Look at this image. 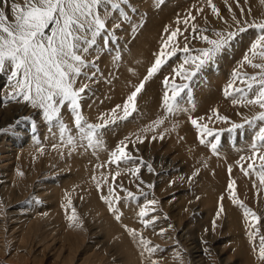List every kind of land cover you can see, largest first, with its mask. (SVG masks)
<instances>
[{"label":"rangeland","instance_id":"374dc122","mask_svg":"<svg viewBox=\"0 0 264 264\" xmlns=\"http://www.w3.org/2000/svg\"><path fill=\"white\" fill-rule=\"evenodd\" d=\"M115 2L119 7L111 10L107 18L111 41L105 46L103 38H97L96 46L87 54V59L93 60L95 66L85 69V74L76 84L77 88L81 84L88 85L86 93L82 94L79 100L84 119L91 124L101 123L102 118L110 122L108 127L100 130L98 138L101 143L89 147L87 141L81 138L74 124V113L71 112L69 101L59 105V119L48 122L42 109L33 108L30 103L23 100L17 102L9 99L10 85L6 87L7 91L5 83L9 81L7 75L5 77L3 74H0V84H2L0 97L5 96L3 97L5 100H12L11 104L16 105L14 109L19 110L20 114L23 111L27 113L32 111L28 114L25 112L18 122L2 127L0 139L2 136L7 138L11 135L32 134L31 136L34 137L32 140H27L25 145L32 143L31 150L39 156L61 153L60 156L63 157L79 158L80 163L69 169L67 175L79 174L81 168L88 166L93 176L100 179L97 180L99 185L97 188L105 192H102L104 197L109 194L108 200L114 203L112 206L116 211H110L108 203L103 199V206H106L103 216H109L111 220L115 217L113 212L118 211L117 215L120 219H116L115 224H120L127 236L132 237L131 245L134 246L137 254L136 264H153L154 261L155 264H194V251L190 248L186 249L193 244H198V248H208L211 256L207 261L219 259L220 253L224 251L230 258L232 257L229 264H264V261L259 259L260 237L264 236V184L260 182L258 175L261 162L258 159L255 161L257 172L249 169V174L245 175L241 170V165L247 168V164L251 162L248 160L251 155V144L259 128L264 127V121L256 120L254 124H246L233 132L226 130L231 127V123L242 124L245 119L253 120L264 109L241 100V93L227 97L225 95L226 89L229 92L233 91L227 88L230 82L234 87H246V84H241L233 77L234 70L239 75L257 76V78L262 71L244 62V57L249 54V59L253 63H264L259 56L253 58L250 54L252 43L260 35L259 30L250 25L264 23V0H211L219 15L213 12L209 0H140L139 2L115 0ZM116 24L120 27L116 28ZM149 24L152 26L149 27ZM241 27L246 30L239 31ZM147 29L152 33V37L147 36ZM177 29L179 31L176 37L169 41L168 36ZM230 32L235 33V36L229 44L191 81H184L181 77L175 76V71H179L186 55H196L195 50L209 47L201 36L207 35L211 39H217L216 33L227 35ZM146 36L150 38L146 41V47L138 49L140 46L138 44L146 40ZM135 43L139 52L136 50L134 53L130 48L131 46L135 48ZM185 45L189 48L188 54L183 52ZM162 48L165 55L160 57ZM131 51L136 55L130 54ZM131 55L135 56L133 62H130ZM117 56L119 59H116ZM158 57L165 63L153 77L145 80ZM134 60L137 63H134ZM184 67L189 69L191 66L186 64ZM138 68L141 71H138ZM92 72L95 75L87 78ZM4 77L7 81L3 79ZM165 77L169 78L170 85L173 82L189 83V88L185 89L179 100L180 110L174 113H169L163 104V96L167 90L163 84ZM142 81L144 88L136 97V111L132 112L129 109L131 115L123 118L125 115L123 105L127 97ZM246 83L255 82L247 80ZM256 91L258 89L254 88L252 93H248V97L251 98ZM169 95H171L170 90ZM233 99L238 102L233 104ZM0 104L6 105L3 102ZM117 105L121 107L117 108ZM217 112L221 117H228L230 123L218 119ZM192 119H197L196 126L191 123ZM60 120L68 129L63 133V138L59 126ZM158 120L163 122L157 124ZM111 121L115 122L111 123ZM208 131L213 135H208ZM217 133L220 136L219 143L216 152H213L211 143L216 142ZM69 135L75 139L72 145L67 143ZM201 139L204 140L203 144L200 142ZM121 142L127 145L126 151L133 160L118 165L109 163L113 159L111 153L118 146H122ZM82 155L86 158L81 157ZM242 156L245 157L244 160H241ZM148 165H151L152 171L148 170ZM58 167L60 166L56 164L48 169L44 166L39 167L37 174L39 180L36 184L38 185L44 177L55 179L60 177L62 174L59 170L51 171L52 173L46 171ZM137 167L140 169L139 172H135ZM100 175H105L106 178ZM141 180L144 183H141ZM99 183L103 185L100 186ZM229 183L233 184L236 192L234 198L231 196V190L228 189ZM211 185L218 186L219 191L213 192L214 188H211ZM109 189L113 191L110 192ZM129 192L134 198L128 196ZM233 199L239 200L256 213L260 222L256 223L252 217H246L244 209L239 204L233 203ZM153 200L156 203L150 204L149 201ZM0 201V213L4 214V216L0 215V222H6V226L0 225V236L6 246L5 254L0 252V264H21L17 258L12 257L15 253L13 250L16 240L11 241V237L16 235L13 232L14 227L21 221L15 218L18 214L17 208L29 203L30 198L26 197L24 202L16 201L12 197L6 199L0 190ZM39 203L45 204L40 200ZM221 204L224 211L218 216ZM141 210L147 213L143 218L139 215ZM231 213L234 215L232 219L228 218ZM187 216H190L189 219L193 222L184 221V225L188 227L184 230L183 223L179 222L182 217ZM142 221L147 222V226ZM112 223L114 224L113 221ZM162 225H170L169 233L161 234L166 237L168 235L169 243L155 240L148 234ZM148 228H150L147 230L149 232H145ZM133 230L135 236L132 234ZM158 231L161 232L159 229L151 235H155ZM188 232L189 234L191 232V238L184 237ZM215 236L217 237L213 240ZM141 239L149 242L147 246L144 247ZM33 248L36 250L38 247ZM211 248L215 252L218 250L217 257L212 256L215 252ZM147 249H155V251L150 252ZM51 253H46L48 256L42 259L41 264H54ZM116 260L117 262L113 264H122L120 259ZM28 261V264H32V260Z\"/></svg>","mask_w":264,"mask_h":264},{"label":"snow or ice","instance_id":"6c2138e0","mask_svg":"<svg viewBox=\"0 0 264 264\" xmlns=\"http://www.w3.org/2000/svg\"><path fill=\"white\" fill-rule=\"evenodd\" d=\"M209 5L212 7L213 12L219 15L211 0H209ZM118 7L119 4L115 0H0V74L7 75L10 85L8 95L17 102L23 100L30 103L33 108L42 109L48 122L58 120L60 117L59 105H64L65 101H69L71 112L74 113L75 127L81 138L87 141L89 147L101 143L98 138L100 130L108 127L110 122L102 118L101 123L91 124L84 119L79 100L82 98V94L86 93L88 85L81 84L77 88L76 84L79 78L85 74V69L95 66L93 60L87 59V54L96 46L97 38L102 37L105 46L110 43L111 36L107 28V18L110 11ZM229 10L231 11V9ZM185 23H187V20H185ZM115 27L119 28L120 25L116 24ZM250 27H256L260 32V35L251 45L250 54L253 58L259 56L264 60V23L253 24ZM245 30L243 27L239 29V31ZM178 31L179 29L172 32L168 36V40L171 41L176 37ZM216 36L217 39H211L207 35L201 36V39L209 47L195 50L196 55H186L179 71L174 70L175 76L181 77L184 81H191L202 69L215 60L217 55L235 36V33L230 32L227 35L216 33ZM183 52L189 53L187 45L183 48ZM164 55L162 48L160 57ZM116 59H119V56ZM244 62L253 68L262 70L259 78L257 76H242L234 70L233 77L239 80L241 84H246V87H234L233 83L230 82L227 88L233 89V91L229 92L226 89L225 95L227 97L232 96L234 93H241V100H245L247 104L259 105L261 109H264V63H253L249 59V54L245 55ZM164 63L165 61L158 57L149 69L145 80L153 77ZM186 64L191 67L185 69L184 65ZM94 75L95 73L92 72L87 78ZM247 80H252L255 83H246ZM163 84L167 89L163 96L164 107L169 113L180 110L179 100L185 89L189 88V83L178 84L173 82L170 85L169 78L165 77ZM143 88L144 81L135 86L134 91L127 97L123 105L125 114L123 118L131 115L129 109L132 112L136 111L135 100ZM254 88L258 91L249 98L248 93H252ZM169 90L171 95H169ZM237 102L236 99H233V104ZM116 107L120 108L121 106L117 105ZM217 118L224 123H230L228 117H221L218 112ZM256 120L264 121V111H261L253 120L245 119L242 124L231 123V127L226 130L233 132L243 128L246 124H254ZM114 122L111 121V123ZM162 122L160 120L156 121L157 124ZM191 123L196 126L198 121L192 119ZM59 126L63 138V133L68 129L62 120L59 121ZM207 134L213 135L211 131H208ZM219 138V133H217L215 135L216 142L211 143L213 152L217 150ZM200 142L203 144L204 140L201 139ZM67 143L69 145L74 144V137L69 135ZM121 145L111 153L113 159L109 163L118 165L133 160V157L126 151L127 145L123 142H121ZM244 159L245 157L242 156L241 160ZM257 159L261 162L258 175L260 182L264 184V127H260L253 138L251 155L248 157L251 162L247 164V168L241 165V170L244 171L245 175L249 174V169L252 172H257L255 166ZM147 167L149 171H152L151 165ZM139 171L140 169L137 167L135 172ZM229 172H231V168H229ZM141 183H144V181L141 180ZM148 187H152V185H148ZM228 189L231 190V196L236 197L232 183H229ZM109 191L112 192L113 189H109ZM128 196L133 197V194L129 192ZM101 198L108 203L110 211H115L111 200L104 196ZM222 199L223 197H221ZM149 203L155 204L156 201H149ZM233 203L239 204L244 209L246 217H252L256 223L260 222V218L256 213L239 200L233 199ZM223 211L221 204L217 215L219 216ZM139 215L143 218L147 213L141 210ZM68 219L70 221L69 226L73 224L76 227L82 226L74 210ZM116 219L119 220L120 216L117 215ZM145 224L147 226V222ZM132 234L135 235L134 230ZM250 235L252 234L250 233ZM141 243L147 246L149 242L141 239ZM147 250L150 252L155 251V249ZM259 259L264 261V236L260 237Z\"/></svg>","mask_w":264,"mask_h":264},{"label":"bare ground","instance_id":"6f19581e","mask_svg":"<svg viewBox=\"0 0 264 264\" xmlns=\"http://www.w3.org/2000/svg\"><path fill=\"white\" fill-rule=\"evenodd\" d=\"M137 1L139 2L140 0ZM150 25L151 24H149L148 26L151 27L152 25ZM147 36L152 37V33H149V29H147ZM147 36L145 38H147ZM148 38L146 40L143 38L144 41L138 44L140 45L139 48L135 43V48L134 46H131L130 49L135 53L137 48L142 49L146 47L145 45H147L146 41H148ZM133 52L130 54L136 55ZM124 55H126V53ZM133 57L131 55L132 59L130 62H133ZM134 63L137 62H135L134 60ZM130 66H132V64ZM139 70L140 68H138V71ZM5 77L3 79L6 80ZM130 83H132V81ZM5 84V88L9 86V82H6ZM1 86L2 84H0V87ZM3 97H0V103L3 102L6 105L4 106L0 104V129L7 126V124L18 122L20 118L22 119L24 113L26 112L23 111L22 114H20L19 110L14 109V106L16 105L11 104L12 100H9L11 98L8 97L9 99L5 100ZM91 109H93V107ZM31 111L29 112L31 113ZM90 112L92 111L90 110ZM19 135H11L7 138H5V136H2V138L0 139L1 194L4 195L6 199L12 197L15 198L16 201L23 200L22 202L26 200V197L30 198L29 203L20 205L19 208H17L18 214H16L15 218L20 219L21 221L14 227L13 232H15L16 235L11 237V241L16 240V245L14 244L15 246L13 250V253L14 251L15 253L12 257L17 258L18 261L21 262V264H28V260H32V264H41L42 259H45L48 256V254L46 253L52 252L53 255L51 256V260L54 264H113L117 262V258L120 259L119 261L122 262V264H136L137 254H135L134 246L131 245L132 237L130 238L129 236H127L124 228L121 227L120 224H115L116 216L117 214H119L117 213L118 211L113 212L115 217L111 220L110 218H108L109 216H103L105 214L106 206H103V199L101 198L104 195L102 193L104 191L101 192V189L99 190L97 188V180L100 181V179H97L95 176H93V174L90 172V168H87L88 166H84V169L81 168L79 174L73 173L67 175L66 173L67 171H69V169H72L80 163L79 158H72L73 156L71 158L63 157L60 156L61 153L60 155H58L59 153H49L43 156H39V154H36L35 152H33V150H31L32 143H30V145H25L27 140H32L34 136H31L32 134L27 136ZM81 157H83L84 159L86 158L85 155H82ZM53 164L59 165L60 167H58V169H49L46 171L52 173L56 170H59L62 174V177H56V179L53 177H44V179L41 180V182L37 185L36 183L39 180V176L37 175L39 173L38 168L44 166L46 169H48L50 166L52 167ZM75 170L76 168H74V171ZM101 177H103L104 179L106 178L105 175H102ZM103 178L102 180H104ZM103 184H100V186ZM217 187H211L214 188L212 189L213 192L216 193L217 191H219ZM39 200L45 204L41 205L39 203ZM113 204L114 203L112 202V205ZM73 210L75 211V215L78 217V220L82 225L81 227H76L74 224L72 226H69L70 221L68 217L73 214ZM1 214L4 216L3 213H0V215ZM232 216H234L233 213H231L228 218L232 219ZM189 217H182L179 223H183L184 225V221L190 220ZM112 221L115 225L112 223ZM234 221H236L235 218ZM191 222H193L192 219L190 220V223ZM0 223V225L6 226L5 221H2ZM183 228L184 230H186L188 227L184 225ZM149 229L150 228L145 229V232ZM156 229H160L161 232L158 231V233H156L155 235L151 234L157 232V230L153 231V233L152 231L147 232H149L148 234L155 240L169 243L170 240H167L168 235L166 237L161 234L169 233L168 231L169 229H171L170 225H162L161 227H158ZM190 235H192L191 232L190 234L188 232V235L185 234L184 237ZM216 237L217 236L213 237V240H215ZM1 238L2 237L0 236V252L5 254V242ZM189 238H191V236ZM34 246L38 248L34 250ZM197 246L199 245L193 244L192 246L186 247V249L190 248L194 251V264H229L231 261L232 257L230 258L226 252L224 253V251H221L222 253H220L219 255L218 250H216L215 252L212 248L211 249L215 252L212 256L217 257V255H219V259L215 258L213 260L211 259L207 261V258L211 256L208 248H198ZM189 254L192 253L189 252ZM186 258L187 257H185V259ZM114 259L116 261H113Z\"/></svg>","mask_w":264,"mask_h":264}]
</instances>
